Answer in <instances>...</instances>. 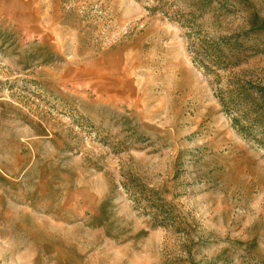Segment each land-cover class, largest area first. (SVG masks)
<instances>
[{
  "label": "rangeland",
  "instance_id": "374dc122",
  "mask_svg": "<svg viewBox=\"0 0 264 264\" xmlns=\"http://www.w3.org/2000/svg\"><path fill=\"white\" fill-rule=\"evenodd\" d=\"M0 264H264V0H0Z\"/></svg>",
  "mask_w": 264,
  "mask_h": 264
}]
</instances>
